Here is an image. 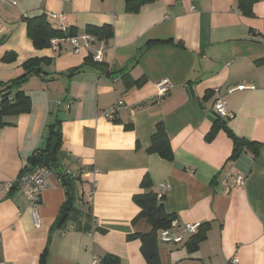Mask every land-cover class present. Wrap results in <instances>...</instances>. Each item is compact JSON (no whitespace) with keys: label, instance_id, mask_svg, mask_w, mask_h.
<instances>
[{"label":"crops","instance_id":"1","mask_svg":"<svg viewBox=\"0 0 264 264\" xmlns=\"http://www.w3.org/2000/svg\"><path fill=\"white\" fill-rule=\"evenodd\" d=\"M13 1L0 0V83L21 76L29 58L50 63H40L39 74L20 87L30 110L4 117L0 182L21 174L48 125L61 120L59 155L74 177L73 203L57 227L69 192L56 169L46 177L37 227L23 191L0 190V264H100L107 254L119 264H149L136 233L151 226L135 219L134 196L159 190V202L177 222L173 232L185 223L208 226L193 251L186 242L194 233L164 243L158 230L159 264H227L233 255L238 264H264V146L226 163L232 140L225 129L208 138L218 117L212 106L221 97L233 113L223 119L227 127L264 144V0L251 2L249 14L238 10V0H150L136 11L125 0ZM42 13L54 28H74L76 35L103 25L112 34L77 52L64 38L36 49L25 17ZM100 42L103 61L70 74ZM161 79L170 88L158 96ZM240 84L245 87L230 91ZM119 100L114 119L106 118ZM158 123L171 160L147 152Z\"/></svg>","mask_w":264,"mask_h":264},{"label":"trees","instance_id":"2","mask_svg":"<svg viewBox=\"0 0 264 264\" xmlns=\"http://www.w3.org/2000/svg\"><path fill=\"white\" fill-rule=\"evenodd\" d=\"M147 1L150 0H125V7L129 11H136L141 4ZM253 1L254 0H238V10H240L241 13L249 14L250 5ZM25 23L26 35L36 49L52 46L51 40L53 38H66L76 35V30L74 28L65 30L54 28L44 13L33 17H25ZM85 31L86 34L92 35L96 40H101L104 36H111L112 26L103 25L102 27H87ZM10 58L13 57L11 56ZM263 60L264 59L261 61ZM91 62L95 63L91 56H87L81 65L69 69L68 72L70 74L80 72L84 70L87 65L91 64ZM40 63L49 64L50 58H29L22 64L25 71L21 76L6 83H0V127L7 124L4 121V117L26 113L30 110V98L20 90V87L32 73L39 74L40 70L38 66ZM60 121L61 120H57L48 125L47 135L43 144L31 154L27 166L24 169L31 170L39 165H45L51 170H57L58 176L69 192V197L60 208V216L56 221L57 227H61L64 224L67 214L71 210L73 203L71 186L74 180V177L67 173L61 165V158L59 155V148L62 140ZM218 127H223L232 140V149L226 159V163L236 159L244 150H250L253 154H257L258 149L264 146L263 143L235 135L227 127L226 121L219 116L215 118L208 138L212 136L213 132ZM147 152L157 153L160 157L167 160L172 159L169 140L161 123L157 124L155 132L150 137V144L147 148ZM141 187L144 189L150 187V180L147 176L143 177ZM134 201L140 208L135 219L145 218L151 226V229L146 233H136V236L141 241V253L149 264H159L156 233L158 230L170 226L171 222L174 220V214L165 211L162 203L159 202V198H157V193L152 191L137 193L134 196ZM207 228V225H200L198 230L188 238L186 244L189 251H193L198 247L199 242L204 238ZM100 264H119V260L115 256L107 254L100 260Z\"/></svg>","mask_w":264,"mask_h":264},{"label":"built area","instance_id":"3","mask_svg":"<svg viewBox=\"0 0 264 264\" xmlns=\"http://www.w3.org/2000/svg\"><path fill=\"white\" fill-rule=\"evenodd\" d=\"M14 3L13 0H8ZM54 18H58L60 21L63 20V15H55ZM67 29V28H66ZM65 30V29H61ZM57 38H53L51 40V44L56 43ZM66 39L72 46L73 51L77 52L80 47H87L91 43L95 42V38L90 34H81V35H73L64 38ZM103 51H104V43L100 42L95 52L91 55L92 60L95 63H101L103 61ZM157 87V95L163 96L165 95L169 88L170 83L167 79H161L156 83ZM245 86L240 84L230 88L234 90L236 88H244ZM218 92V89H216ZM123 105L121 100L117 101L116 104L111 105L104 111V116L108 119H114L115 114L119 107ZM213 111L216 115L221 117L222 119H230L233 116V113L227 109L226 101L219 97L217 98L212 106ZM50 173V169L45 165H39L31 170H24L21 174L14 180L0 182V190L4 193H8L12 188H19L25 194L27 200L31 206V216L33 220V224L37 227L39 225V216L37 213L38 207L40 205L41 195L46 187V177ZM242 182V177L237 176L234 180L235 184H240ZM161 197V191L157 192V198ZM177 222L173 220L168 228L160 229L158 232V239L164 243H180L183 240V233H195L198 228V223H185L181 227L180 232H173L172 229L175 228ZM91 264H96V261H92ZM227 264H238V257L233 255Z\"/></svg>","mask_w":264,"mask_h":264},{"label":"water","instance_id":"4","mask_svg":"<svg viewBox=\"0 0 264 264\" xmlns=\"http://www.w3.org/2000/svg\"><path fill=\"white\" fill-rule=\"evenodd\" d=\"M63 74H67L66 72H64ZM187 90V89H186Z\"/></svg>","mask_w":264,"mask_h":264}]
</instances>
